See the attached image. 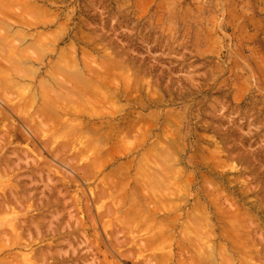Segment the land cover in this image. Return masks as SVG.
<instances>
[{
  "label": "rangeland",
  "instance_id": "rangeland-1",
  "mask_svg": "<svg viewBox=\"0 0 264 264\" xmlns=\"http://www.w3.org/2000/svg\"><path fill=\"white\" fill-rule=\"evenodd\" d=\"M0 65V264H264V0H0Z\"/></svg>",
  "mask_w": 264,
  "mask_h": 264
},
{
  "label": "bare ground",
  "instance_id": "bare-ground-1",
  "mask_svg": "<svg viewBox=\"0 0 264 264\" xmlns=\"http://www.w3.org/2000/svg\"><path fill=\"white\" fill-rule=\"evenodd\" d=\"M5 37H6V36H5ZM2 39H3V38H2ZM1 45H2V44H1ZM8 51H9V50H8ZM10 52H11V51H10ZM6 53H8V52L6 51ZM14 53H15V52H14ZM10 54L12 55V52L9 53V54H7L6 56H4L5 58H4V57L1 58V59H3V60L6 59V60H4V61L6 62V66H5V67H2V65H0V66L2 67V68L0 67V68L2 69V71H3V70H9V69H12V68H13V66H12L13 63H12V60H11V57H12V56H11ZM23 54H24V53H23ZM8 55H10L11 57H10V56L8 57ZM13 55H14V54H13ZM6 57H8V58H6ZM14 57H15V56H14ZM15 59L18 60V58H15ZM21 59H22V58H21ZM17 60H16V61H17ZM21 62H22V61H21ZM25 62H26V61H25ZM20 64H22V63H19L18 65H20ZM26 64H27V63H26ZM26 64H25V65H26ZM14 65H15V64H14ZM18 65H17V66H18ZM22 65H24V64H22ZM59 65H60V64H59ZM63 66H64V65H63ZM14 67H16V66H14ZM59 67H61V66H59ZM65 67H66V66H65ZM57 68H58V67H57ZM66 68H67V67H66ZM58 69H59V68H58ZM64 70H65V69H64ZM67 70H68V69H67ZM0 71H1V70H0ZM2 71H1V72H2ZM9 71H10V70H9ZM1 72H0V73H1ZM57 72H58V71H57ZM2 73H3V72H2ZM2 73H1V74H2ZM58 73H59V72H58ZM82 80H83V79H82ZM79 81H80V80H79ZM85 81H86V80H85ZM82 82H84V80H83ZM86 82H87V81H86ZM70 83H71V82H70ZM81 84H82V83H81ZM84 84H85V86L87 85V83H84ZM64 86H65V85H64ZM70 86H72V84H71ZM87 86H89V85H87ZM55 87H56V86H55ZM57 88H59V87H57ZM65 88H66V87H65ZM68 88H69V87H68ZM88 88H89V90H87L86 92H88V91L91 92V91H92V93H94L93 90H94L95 88L92 87L93 90L90 89V87H88ZM60 90H61V89H60ZM67 90H70V88L67 89ZM81 90H82V89H81ZM81 90H80V91H81ZM90 90H91V91H90ZM96 90H97L96 92H99L98 89H96ZM61 91H62V90H61ZM82 91H83V90H82ZM84 91H85V90H84ZM86 92L83 93V95L86 94ZM62 94H63V93H62ZM59 95H61V94H59ZM63 95H64V94H63ZM86 95H87V94H86ZM97 95H98V93H96V96H97ZM99 95H100V93H99ZM99 95H98V96H99ZM89 96H90V95H89ZM100 96H101V95H100ZM47 97H48V96H47ZM59 97H60V96H59ZM90 97H91V96H90ZM93 97H95V96H93ZM101 98H102V97H101ZM44 99H46V98H44ZM47 99H48V98H47ZM94 99H95V98H94ZM94 99H93V100H94ZM104 99H105V98H104ZM91 100H92V98H91ZM96 100H97V99H96ZM107 100H109V99H107ZM44 101L47 102V104H50V103H51V101H50V103L48 102L49 100H48V101L44 100ZM85 101H86V100H85ZM110 101H111V100H110ZM52 102H53V104H54V100H53ZM80 102H82V101H80ZM93 102H96V103L98 102L99 104L101 103V102H99V101H93ZM98 103H97V104H98ZM57 104H58V103H57ZM97 104H96V105H97ZM99 104H98V105H99ZM51 105H52V103H51ZM81 105H82V104H81ZM92 106H93V105H90L89 108H90V109H91V108L93 109L94 107H92ZM75 107H76V105H75ZM75 107H73V108H75ZM48 109H49V108H48ZM49 110H52V109L50 108ZM91 117H92V115H91ZM166 152H167V151H166ZM157 155H158V154H157ZM145 163H146V162H145ZM144 168H145V167H144ZM143 171H144V170H143ZM155 172H156V171H155ZM149 175H150V174H149ZM144 176H145V175H144ZM144 179H146V178H144ZM194 244H195V243H194ZM10 264H11V263H10Z\"/></svg>",
  "mask_w": 264,
  "mask_h": 264
}]
</instances>
